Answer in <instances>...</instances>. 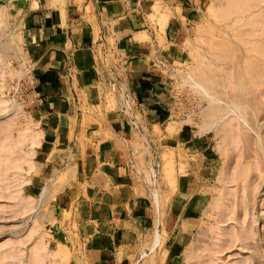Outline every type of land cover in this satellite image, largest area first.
I'll list each match as a JSON object with an SVG mask.
<instances>
[{
  "label": "rangeland",
  "instance_id": "1",
  "mask_svg": "<svg viewBox=\"0 0 264 264\" xmlns=\"http://www.w3.org/2000/svg\"><path fill=\"white\" fill-rule=\"evenodd\" d=\"M198 1L184 11L176 44L157 39L172 50L163 65L167 132L185 126L203 146L190 152L172 139L160 150L152 145L145 156L159 163L145 173L161 193L179 191V230L188 242L174 264H264V0ZM212 4L220 8L216 16L209 15ZM171 8L156 0L148 24L163 32ZM21 42L13 12L0 4V264H92L71 212L57 214L46 204L32 209L30 196L21 194L26 160L16 147L35 136L24 113L32 83ZM111 48L99 49L100 66L93 68L108 84L118 72ZM120 91L115 82L106 92L116 101ZM166 240L163 232L160 246L136 264H169Z\"/></svg>",
  "mask_w": 264,
  "mask_h": 264
},
{
  "label": "crops",
  "instance_id": "2",
  "mask_svg": "<svg viewBox=\"0 0 264 264\" xmlns=\"http://www.w3.org/2000/svg\"><path fill=\"white\" fill-rule=\"evenodd\" d=\"M157 1L172 7L163 32L147 22L156 0H0L21 27L31 69L24 113L35 136L16 147L26 160L21 194L30 196L32 209L46 204L57 214L71 212L92 264H136L160 246L163 232L174 264L188 242L179 230V191L154 187L145 170L159 162L145 153L172 140L190 152L203 146L185 126L167 132L163 69L185 31L188 7L199 1ZM107 44L118 71L109 84L124 92L117 102L93 69Z\"/></svg>",
  "mask_w": 264,
  "mask_h": 264
},
{
  "label": "bare ground",
  "instance_id": "3",
  "mask_svg": "<svg viewBox=\"0 0 264 264\" xmlns=\"http://www.w3.org/2000/svg\"><path fill=\"white\" fill-rule=\"evenodd\" d=\"M208 7H209V6H208ZM215 7H216V6H215ZM215 7H213V4L209 7V15H211V16H212V15H213V16H216V13L218 12V10H219L220 8H219V6H218V9H217V7H216V8H215ZM217 14H219V12H218ZM13 31H14V30H13ZM14 38H15V37H14ZM9 40H10V39H9ZM1 44H2V43H0V45H1ZM2 46H3V45H2ZM2 46L0 47V49L3 48ZM218 53H219V52H218ZM211 56H212V55L210 54V57H211ZM217 56H218V58H217ZM219 57H220V56L217 54V55H216V58H214V60H215V59L218 60ZM222 59H223V58H222ZM222 59H221V60H222ZM216 60H215V62H217ZM221 60H219V61H221ZM235 60H236V59H235ZM224 61H225V60H224ZM226 61H227V60H226ZM226 61H225V62H226ZM228 61H229V60H228ZM196 62H197V61H196ZM213 62H214V61H213ZM221 63H222V62H221ZM230 63H231V62H230ZM219 64H220V63H219ZM233 64H234V63H233ZM192 75H193V79H192V81H194V82H196V83L199 82V81H198V76H199L198 73H197L196 71H193V74H192ZM243 83H244V82H243ZM243 83H242V86H243ZM244 84H245V83H244ZM243 88H244V87H243ZM245 89H246V88H245ZM245 89H242V90H245ZM206 90H207V89H206ZM206 90H205V93H206L208 96H211V95L209 94V92H207L208 90H207V91H206ZM239 90H240V89H239ZM239 94H240V93H239ZM242 95H246V94H245V93H242ZM122 96H123V95H122ZM246 96H247V95H246ZM236 102H238V101H236ZM244 102H245V101H244ZM122 103H123V102H122ZM126 103H127V101H126ZM221 107H222V106H221ZM215 110L218 111V112L220 113L219 115H221V112H220L219 109H216V108H215ZM216 111H212V112H211V115H212V116H216V115H218V113H217ZM135 133H136V132H135ZM32 137H33V136H32ZM33 138H34V137H33ZM135 149H136V148H135ZM151 189H152V188H151ZM154 190H155V189H154ZM153 194H155V193H153ZM154 196H156V195H154ZM156 198H159V197H156ZM156 198H155V199H156ZM156 209H157V208H156ZM157 238H158V237H157ZM143 255H144V253H143Z\"/></svg>",
  "mask_w": 264,
  "mask_h": 264
}]
</instances>
